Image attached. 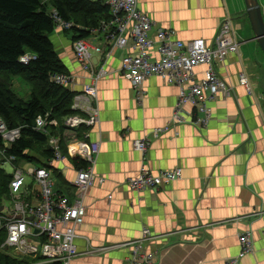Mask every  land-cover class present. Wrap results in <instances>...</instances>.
<instances>
[{"label": "crops", "instance_id": "0c3cea01", "mask_svg": "<svg viewBox=\"0 0 264 264\" xmlns=\"http://www.w3.org/2000/svg\"><path fill=\"white\" fill-rule=\"evenodd\" d=\"M138 3L154 23V41L157 31L172 30L174 38L185 44L203 39L214 46L226 20L232 22L233 31L235 25L243 30L245 45L241 43L240 53L216 66L233 88V96L219 94L209 100L206 127L173 126L181 102L177 84L158 76L147 79L140 103L120 72L126 52L116 49L107 56L109 51L101 55L91 49L93 64L109 73L98 83L95 105L100 122L87 131L88 142L99 143L100 150L93 166L96 181L85 198L86 216L75 240L78 256L70 264H229L239 256L240 236L248 231L255 236L254 250L238 264H264V56L247 25L245 2ZM76 37L69 30L50 36L66 74L74 78L69 89L75 95L90 84L89 74L75 56ZM133 50L130 44L129 51ZM157 50L155 44L150 51L153 58H158ZM206 68H195L198 81L205 78ZM247 69L252 71L250 76ZM242 72L250 79L252 95L239 82ZM184 109L187 119L197 115L189 114L196 112L192 104L186 103ZM167 126L169 132L154 137L156 130ZM63 133L73 136L71 130ZM78 140H83V134ZM143 140L149 142L145 154L135 146ZM74 146V156L52 165L54 189L71 200L77 191L76 162L84 163L87 155L80 145ZM143 168L155 175L181 169L183 176L155 189L135 191L130 182ZM29 196L31 204L39 203L40 187L33 184Z\"/></svg>", "mask_w": 264, "mask_h": 264}, {"label": "built area", "instance_id": "2783aa9c", "mask_svg": "<svg viewBox=\"0 0 264 264\" xmlns=\"http://www.w3.org/2000/svg\"><path fill=\"white\" fill-rule=\"evenodd\" d=\"M102 1L110 7L111 18L100 22V27L94 30L87 39L74 43V52L77 60L89 74L90 84L86 85L81 93L74 96L73 115L65 119V127L73 131L72 143L68 152L75 155L74 143L80 145L87 154L84 158L85 168L77 170L74 182L76 191L75 199L57 193L54 189V177L51 170L43 167L31 166L29 169L15 166V158L9 156L6 161L13 166V179L9 190L12 195H19L26 186V176H30L34 183L41 189V201L29 204L19 197L14 199V209L10 212L13 216L0 219V231L5 227L8 232L6 246L15 248L18 253L33 257H41L37 264H70L78 256L75 240L77 231L84 223L86 216L85 198L93 187L96 176L93 171L100 144L89 143V133L83 135V140H78L77 129L86 126L91 129L100 122V111L95 103L98 99V83L109 72L103 66L96 67L92 60L93 49L96 53L109 56L114 50L122 49L126 52L121 60L120 72L130 81L137 92L138 100L142 103L144 83L147 79L158 76L168 84H177L180 88V105L176 108L171 123L172 125L193 124L206 127L210 115L207 107L209 100L215 99L219 94L233 96V88L218 73L219 63L224 62L231 54H239L241 42L232 33L231 21L226 20L219 28L214 46H209L203 39L194 40L188 44L174 38V32L169 30L157 31V41L151 39L154 23L139 9L138 0H94ZM57 32L67 31L73 27L72 22H66L54 16ZM133 45V52L130 50ZM158 44V58H153L150 51ZM31 56H25L21 62L27 64ZM206 66L205 78L197 80L195 68ZM74 78L66 73L57 74L52 81L69 89ZM239 82L248 94H253V87L245 72L240 74ZM192 104L197 114L194 119H187L184 107ZM188 114V113H187ZM198 114L200 116H198ZM49 114L40 116L36 121V128L44 131L47 127ZM57 126V121L49 122ZM170 131V127L156 130L154 137ZM0 133L9 143L20 136L19 130L8 132L6 125L0 120ZM61 135L51 136L50 147L54 150L55 157L49 163L63 161L65 157L60 148ZM73 146V147H72ZM136 148L145 154L149 148L147 140L135 143ZM1 149V148H0ZM5 156V151L0 150V157ZM181 169L172 172L153 174L143 168L138 177L131 180V188L141 191L148 188H158L167 182L181 179ZM5 221V222H4ZM147 233V232H146ZM254 234L250 231L240 236L241 252L229 264H238L241 258L251 254L254 250Z\"/></svg>", "mask_w": 264, "mask_h": 264}, {"label": "trees", "instance_id": "16d2710c", "mask_svg": "<svg viewBox=\"0 0 264 264\" xmlns=\"http://www.w3.org/2000/svg\"><path fill=\"white\" fill-rule=\"evenodd\" d=\"M55 15L73 23L70 30L77 35L74 43L87 39L94 30L99 29L101 21L111 18L110 7L102 1L0 0V120L8 132L20 131L19 138L10 142L8 148L5 146L8 141L0 133V150L5 151V156L0 157L1 220L13 216L10 212L14 209V199L19 197L31 204L29 195L35 184L31 180L19 195L11 194L9 185L13 179V170L10 174L3 166L9 156L15 158V166L30 164L52 171L53 166L49 163L55 154L49 139L60 134L61 153L65 159L70 157L68 148L72 137H67L63 132L64 129L68 131L65 119L74 114L72 105L75 93L52 81L53 76L67 73L50 38L57 32ZM25 56L32 58L27 64L21 62ZM15 77H20L30 85L28 100L16 92L12 84ZM47 114L48 121H57L58 125L48 122L46 129L40 131L36 128L37 118ZM89 130L81 126L77 129V137ZM19 161L20 165L17 164ZM76 163L79 169L87 166L85 162L80 165ZM7 237L8 232L4 227L0 231V264H37L41 261V257L26 256L18 253L15 248L5 247Z\"/></svg>", "mask_w": 264, "mask_h": 264}, {"label": "water", "instance_id": "95a60500", "mask_svg": "<svg viewBox=\"0 0 264 264\" xmlns=\"http://www.w3.org/2000/svg\"><path fill=\"white\" fill-rule=\"evenodd\" d=\"M247 17L251 29L253 31V40L257 42L264 54V10L259 0H244ZM7 148L11 146L8 142L5 145ZM2 209H0L1 211Z\"/></svg>", "mask_w": 264, "mask_h": 264}, {"label": "rangeland", "instance_id": "374dc122", "mask_svg": "<svg viewBox=\"0 0 264 264\" xmlns=\"http://www.w3.org/2000/svg\"><path fill=\"white\" fill-rule=\"evenodd\" d=\"M261 4H262V7H263V10H264V0H262L261 1ZM246 22H247V25L248 26H250L249 25V21L246 19ZM236 24H240V27H242V25H241V21L239 20V19H236ZM237 25H235V29H234V32H236L237 33V38L240 40V42L243 44V45H245L244 44V42H245V34L244 33H242L243 32V30L242 31H239L238 29H239V27L237 26ZM233 27V26H232ZM69 31H72V30H69ZM169 31H172V30H169ZM174 32V31H173ZM241 33H242V35H241ZM198 40H200V39H198ZM205 41V40H204ZM206 42V41H205ZM259 54H261V51H260V49H259ZM232 55H235V54H231L230 56H232ZM245 72L249 75V74H251V70H245ZM250 76V75H249ZM239 79H240V76H239ZM13 84V86H14V88H15V90H16V92L24 99V100H28L29 99V97H30V85L26 82V81H23L20 77H15L14 78V82L12 83ZM17 164L18 165H20V161L19 162H17ZM3 166H4V169L8 172V173H12V170H13V166L10 164V162H7V163H5V164H3ZM32 165H30V164H27V165H21V166H19V167H24L26 170L27 169H29L30 167H31ZM31 181V177L30 176H26V182H30Z\"/></svg>", "mask_w": 264, "mask_h": 264}, {"label": "flooded vegetation", "instance_id": "af4514ba", "mask_svg": "<svg viewBox=\"0 0 264 264\" xmlns=\"http://www.w3.org/2000/svg\"><path fill=\"white\" fill-rule=\"evenodd\" d=\"M231 24H232V22H231ZM231 26H233V25H231ZM232 33H233V35H234L233 27H232Z\"/></svg>", "mask_w": 264, "mask_h": 264}, {"label": "bare ground", "instance_id": "6f19581e", "mask_svg": "<svg viewBox=\"0 0 264 264\" xmlns=\"http://www.w3.org/2000/svg\"><path fill=\"white\" fill-rule=\"evenodd\" d=\"M52 3V2H51ZM133 89V88H132ZM92 130V129H91ZM52 135V134H51Z\"/></svg>", "mask_w": 264, "mask_h": 264}]
</instances>
